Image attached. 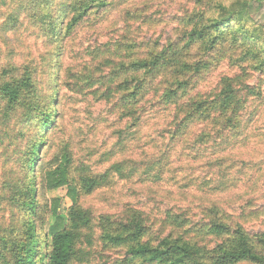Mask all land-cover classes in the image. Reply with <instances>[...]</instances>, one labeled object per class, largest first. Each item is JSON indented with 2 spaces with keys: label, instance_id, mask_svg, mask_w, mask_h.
I'll return each instance as SVG.
<instances>
[{
  "label": "trees",
  "instance_id": "obj_1",
  "mask_svg": "<svg viewBox=\"0 0 264 264\" xmlns=\"http://www.w3.org/2000/svg\"><path fill=\"white\" fill-rule=\"evenodd\" d=\"M120 6H126L119 13L125 19L121 35H117L120 38L86 50L88 60L79 65L83 73L74 77V86L90 92L104 88L102 95L107 99L120 94L117 103L125 118H133L136 103L146 100L142 117L152 109L164 114L170 139L184 143L189 150L195 143H211L220 151L231 148L229 138L244 129L242 115L249 99L261 96L260 80H264V29L247 25L246 1L235 0L228 6L216 1V16L206 17L205 11L179 16V34L164 43L131 34L146 24L135 0H0V7L6 8L0 29L8 26L11 31L20 16L28 13L40 27V36L63 45L90 16L106 15ZM138 22L141 24L134 29L131 23ZM214 58L217 64L226 60L237 73L218 77L211 87L202 86ZM39 75L33 59L28 65H9L0 73V116L8 120L12 113L23 111L36 129L22 156L23 178L1 184V199L22 212L24 219L20 229L0 236V264H42V250L46 264L83 262L91 253L81 246L86 250L94 243L113 255L107 264H264V231L250 233L241 216L232 217L210 201L194 210H168L155 224L136 210L118 219L95 218L80 206V199L108 186L112 172L121 177L124 161L93 175L80 166L72 181L65 153L56 166L43 171L42 186L64 188L70 205L65 218L57 204L49 207L54 221L41 233L45 219L38 203L36 162L55 118L51 108L41 110L36 89ZM254 75L259 78L250 84ZM22 136L19 133L16 139ZM3 144L0 140V147ZM223 145L224 150L220 149Z\"/></svg>",
  "mask_w": 264,
  "mask_h": 264
},
{
  "label": "rangeland",
  "instance_id": "obj_2",
  "mask_svg": "<svg viewBox=\"0 0 264 264\" xmlns=\"http://www.w3.org/2000/svg\"><path fill=\"white\" fill-rule=\"evenodd\" d=\"M216 1L228 6L235 0H135L138 13L145 15L146 24L131 34L160 43L172 40L179 34L176 25L179 16L204 11L206 17L216 16L213 7ZM244 1L249 5L247 25L264 29V0ZM125 8L120 6L106 15L99 12L90 16L76 30L77 35L65 41L64 47L62 42L40 36V27L28 13L20 16L11 31L7 30L8 26L0 29V73L9 65H28L29 60H35L40 73L36 89L41 110L51 108L55 118L36 162L38 203L45 219L40 232H47L54 221L47 210L49 207L57 204L65 218L70 205L64 188L42 186L43 171L56 166L65 153L70 159L72 181L80 166L93 175L124 161L121 177L112 172L108 186L80 199V206L89 209L95 218L103 215L118 219L136 210L148 223L155 224L168 210L176 212V207L194 210L210 201L229 211L232 217L241 216L250 233L264 231V80H260L263 81L261 96L250 98L242 115L244 129L238 136L229 138L232 146L225 151L214 148L211 143L207 146L195 143L192 150L184 143L177 144L170 139L165 127L169 121L163 122L164 114L158 115L152 109L142 117L141 108L146 100L136 103L138 111L133 118H125L117 103L120 94L107 99L102 95L104 88L90 92L84 86L81 87L85 90L74 86V77L83 73L79 65L87 59L86 50L94 48L96 43L120 38L117 35H121L125 19L119 13ZM5 13L6 8L0 7V18ZM131 24L136 29L141 23ZM213 61L202 86L211 87L218 77L237 73L226 60L219 64L218 59ZM256 78L259 77L254 75L250 84H255ZM19 133L24 138L16 139ZM34 134L36 129L25 119L23 111L12 113L8 120L0 116V140L4 143L0 147V236H8L10 229H20L23 222V213L1 199V184L23 178L22 156L28 139ZM220 149L224 150L225 145ZM212 157L217 161L211 163ZM81 248L91 254L85 261L71 264H107L113 258L99 243L86 250L84 246ZM44 253L42 250V264H46Z\"/></svg>",
  "mask_w": 264,
  "mask_h": 264
}]
</instances>
